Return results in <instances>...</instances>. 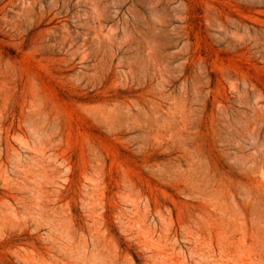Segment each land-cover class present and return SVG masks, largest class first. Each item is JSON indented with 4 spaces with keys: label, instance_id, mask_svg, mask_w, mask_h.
<instances>
[{
    "label": "rangeland",
    "instance_id": "374dc122",
    "mask_svg": "<svg viewBox=\"0 0 264 264\" xmlns=\"http://www.w3.org/2000/svg\"><path fill=\"white\" fill-rule=\"evenodd\" d=\"M0 264H264V0H0Z\"/></svg>",
    "mask_w": 264,
    "mask_h": 264
}]
</instances>
